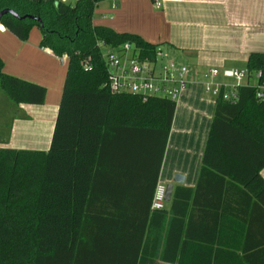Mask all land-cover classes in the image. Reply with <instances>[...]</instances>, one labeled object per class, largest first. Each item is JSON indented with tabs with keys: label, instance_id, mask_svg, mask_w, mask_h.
I'll list each match as a JSON object with an SVG mask.
<instances>
[{
	"label": "trees",
	"instance_id": "16d2710c",
	"mask_svg": "<svg viewBox=\"0 0 264 264\" xmlns=\"http://www.w3.org/2000/svg\"><path fill=\"white\" fill-rule=\"evenodd\" d=\"M102 1L0 0V12L27 16L5 14L0 24L24 41L38 27L42 46L68 59L50 150L0 147V264H264V52L247 63L248 79L262 72L257 85L239 86L232 100L216 97L197 211L188 216L191 190L177 189L163 240L169 211L151 205L176 103L104 87L99 41L130 42L143 55L159 44L94 24ZM2 65L0 57L2 87L24 118L20 104H43L46 88ZM196 213L212 221L201 225ZM197 225L207 230L196 233Z\"/></svg>",
	"mask_w": 264,
	"mask_h": 264
},
{
	"label": "crops",
	"instance_id": "0c3cea01",
	"mask_svg": "<svg viewBox=\"0 0 264 264\" xmlns=\"http://www.w3.org/2000/svg\"><path fill=\"white\" fill-rule=\"evenodd\" d=\"M93 20L94 24L116 32L136 34L150 43L163 44L174 59L189 67V84L176 103L158 178V182L173 187L166 207L169 215L163 234L165 240L177 189H184L180 191L183 195L187 194L186 189L191 190V198L186 201L188 216L198 208L193 200L217 101L216 96L206 92L205 83L210 79L226 83L230 79L222 75L212 78L209 71H247L250 54L264 52V0H104L96 8ZM41 42L42 32L38 27L32 28L29 39L24 41L0 24L2 72L42 85L47 91L43 104H20L26 119L9 124L6 135L4 130L3 134L0 131L2 148L50 150L68 74V59L57 56ZM234 81L230 84H235ZM247 82L258 84L256 78L244 80ZM176 174L183 175L184 181L176 182ZM261 174L264 177V168ZM206 200L207 204L211 201ZM202 216L197 217L199 224L212 221V215L203 219ZM201 225H197L196 233L207 230ZM163 244L164 241L158 257L162 255ZM154 264L175 263L159 259Z\"/></svg>",
	"mask_w": 264,
	"mask_h": 264
},
{
	"label": "built area",
	"instance_id": "2783aa9c",
	"mask_svg": "<svg viewBox=\"0 0 264 264\" xmlns=\"http://www.w3.org/2000/svg\"><path fill=\"white\" fill-rule=\"evenodd\" d=\"M67 2V0H62ZM156 6L160 3L156 1ZM107 67V80L104 87L113 94H131L144 100L150 97H160L175 103L178 102L181 91L187 87L189 67L174 59L163 44H159L151 55H143L134 44L127 42L120 46H111L105 41H99ZM83 67H92L91 58L83 61ZM211 77L222 75L225 78L236 79L235 84H228L210 79L205 83V90L213 96L222 95L224 99L232 100L237 97V88L248 79V72L243 70L211 69ZM262 72L255 74L257 80ZM257 97L264 99V86L258 84ZM167 186L157 183L151 208L163 210L167 207Z\"/></svg>",
	"mask_w": 264,
	"mask_h": 264
},
{
	"label": "rangeland",
	"instance_id": "374dc122",
	"mask_svg": "<svg viewBox=\"0 0 264 264\" xmlns=\"http://www.w3.org/2000/svg\"><path fill=\"white\" fill-rule=\"evenodd\" d=\"M97 17V15H96ZM228 84L231 82L234 83L236 79L230 78L226 79ZM17 105L10 101V98L6 94L4 88L2 87L1 80H0V131L3 134V130L5 132V135L7 134V127L10 124L12 126V123H14L15 120H24V118H20V110H17ZM1 142V137H0ZM2 143V142H1ZM6 144V143H5Z\"/></svg>",
	"mask_w": 264,
	"mask_h": 264
},
{
	"label": "water",
	"instance_id": "95a60500",
	"mask_svg": "<svg viewBox=\"0 0 264 264\" xmlns=\"http://www.w3.org/2000/svg\"><path fill=\"white\" fill-rule=\"evenodd\" d=\"M5 14H12L14 17L18 18V19H24L26 18L27 16H20L18 13H16L14 10L12 9H4L0 12V21L2 19V17L5 15ZM29 18H32V19H35V20H39V18L37 17H34V16H28ZM174 180L176 182H183L184 181V176L181 175V174H176L175 177H174ZM172 185H168L167 186V200L169 201L171 199V194H172Z\"/></svg>",
	"mask_w": 264,
	"mask_h": 264
}]
</instances>
